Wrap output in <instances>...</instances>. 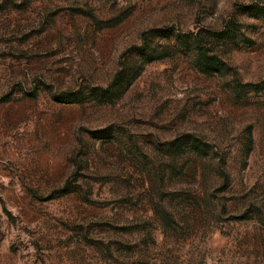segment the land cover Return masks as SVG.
Returning a JSON list of instances; mask_svg holds the SVG:
<instances>
[{
  "label": "rangeland",
  "instance_id": "rangeland-1",
  "mask_svg": "<svg viewBox=\"0 0 264 264\" xmlns=\"http://www.w3.org/2000/svg\"><path fill=\"white\" fill-rule=\"evenodd\" d=\"M261 81L264 0H0V264H264Z\"/></svg>",
  "mask_w": 264,
  "mask_h": 264
},
{
  "label": "trees",
  "instance_id": "trees-1",
  "mask_svg": "<svg viewBox=\"0 0 264 264\" xmlns=\"http://www.w3.org/2000/svg\"><path fill=\"white\" fill-rule=\"evenodd\" d=\"M112 19H109L107 21H105L107 24H110L112 21ZM235 35V27L233 25L232 22H228V24L225 27L224 32L222 33V35ZM195 45H196V49H197V53L199 56L204 57L203 61H200L202 63H200L201 65L203 64V66H210V65H214L217 62H215L214 60L215 57L214 56H210L207 55V53L205 51H203V46L200 44V40L199 39H195L194 41ZM156 47H152L151 44H149V41L147 40L146 35H144L142 37V45L140 47H133L132 49H134V53L138 50V54L140 57H144L146 60H158L161 59L163 57H166L169 55V51L163 47L160 46L158 47V49H155ZM132 49H130V53L132 52ZM133 53V52H132ZM144 59V60H145ZM139 66L131 68L130 70L127 69L126 65L124 64L123 68L120 69L118 72H116L113 80L109 83L108 87L106 88H100V87H94L92 90L96 93H98L99 95H108L110 92H112V90L114 88H117V86L122 85L123 81H124V76L129 75L130 79L132 77H134L138 71H139ZM128 73V74H127ZM126 74V75H125ZM239 88V87H238ZM241 90H244L245 88H247V90H253L255 92H262L264 91V83L261 82H257V83H245L243 85L240 86ZM81 90H76L74 92H72L71 94L69 93H58L54 95V99L56 102H60V103H69L72 102V100H78V98H81ZM247 137L245 138V142H244V155H247L251 149H252V136L250 131L248 130L247 133ZM172 143V152L170 154H166L170 159L171 158H176L177 156H184V155H189L190 153H193L195 155H198L200 157H204V156H213L212 154L214 152H210V146L207 142H205L204 140H202L199 137L196 136H185L184 138L181 139H176L174 141L171 142ZM204 155V156H203ZM219 173L221 176H223L224 179L227 178V174L224 170L223 167L219 168ZM66 190L65 192H71L74 191L73 189H63ZM157 212V211H156ZM162 215L164 214V210H160L158 211V214ZM166 214V215H165ZM165 214L163 215L165 216H169L166 211ZM170 218V217H168Z\"/></svg>",
  "mask_w": 264,
  "mask_h": 264
}]
</instances>
